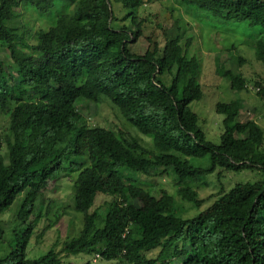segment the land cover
I'll use <instances>...</instances> for the list:
<instances>
[{
    "label": "trees",
    "instance_id": "16d2710c",
    "mask_svg": "<svg viewBox=\"0 0 264 264\" xmlns=\"http://www.w3.org/2000/svg\"><path fill=\"white\" fill-rule=\"evenodd\" d=\"M150 1L0 0V216L18 205V227L0 264H63L79 254L114 264H264V124L241 120L231 103L217 102L223 131L213 143L186 121L185 108L202 96L198 37L186 33L185 22L169 35L164 30L163 44L145 34L139 10ZM177 1L205 24L260 26L252 45L262 75H237L229 59L218 67L235 94L251 85L264 113V0ZM26 6L40 15L29 28L18 19ZM142 40L143 52L133 50ZM103 100L149 140L90 126L83 109ZM161 168L174 178L175 194L153 186L142 204L139 174ZM67 169L75 173L73 208L82 226L59 250L53 245L31 257L30 240L60 217H49L44 190ZM244 170L254 179L222 186L223 173ZM210 184L218 188L211 203L183 216V203L201 206L207 198L198 188ZM99 195L110 200L96 208ZM201 230L208 234L203 244ZM4 233L0 219V243Z\"/></svg>",
    "mask_w": 264,
    "mask_h": 264
},
{
    "label": "rangeland",
    "instance_id": "374dc122",
    "mask_svg": "<svg viewBox=\"0 0 264 264\" xmlns=\"http://www.w3.org/2000/svg\"><path fill=\"white\" fill-rule=\"evenodd\" d=\"M116 10L119 5L116 4ZM122 12H118L120 17ZM141 17L146 18L144 23V33L150 35L152 38L160 40L163 44V31L166 34H171L179 23H184L187 26L186 33H193L198 37L197 43L200 47L199 56L201 60L202 70L200 74V84L202 88V96L200 99L192 101L184 110V116L187 122H196L201 130L205 133L207 140L213 143L220 142V134L223 131L222 119L223 115L215 111V104L217 102L231 103L239 112L241 120L254 119L259 124H264V113L261 108V102L255 95L251 85L249 90H242L235 94L230 86L229 81L222 76L218 64L225 59H229L226 63L237 75H243L248 79H255L262 75V66L256 60L254 49L252 45V37L260 29L259 25H247L244 22L234 23L225 21H211L206 20L205 24L201 21L199 14L193 10L186 9L180 5L177 0H153L147 2L144 7L139 10ZM35 17H40L39 14L31 7L26 6L20 10L19 21L20 24H28L35 26ZM196 19V20H195ZM53 23L52 20L49 22ZM48 27L47 24L43 26L44 29ZM217 32L216 34H214ZM147 45L146 40L137 41L131 46L136 52H143ZM229 48V49H226ZM241 56L244 61L238 64L233 61L234 57ZM5 62L8 59L4 57ZM91 108V109H90ZM93 109V110H92ZM84 114L90 126H103L114 130H122L124 133L128 132L136 136H141L143 140L148 139L145 135L139 133L132 125L128 124L119 114V112L110 106L107 100L100 103L91 102L90 107L84 108ZM5 119L0 115V126ZM149 140V139H148ZM77 149L81 150L83 147L82 139L77 141ZM198 163L197 161H193ZM203 164L208 163V159L201 161ZM74 171L65 170L57 171L52 177L54 180L49 182V185L44 190L45 204H50L52 212L49 214L53 218L56 212H59V220L54 226L45 230L40 238L33 237L28 244V255L35 257L45 252L50 246L55 245V250L61 248L63 240L76 236L82 226V213L73 208L72 200V178ZM132 176L138 177V174L131 173ZM254 172L244 170L240 172H225L221 177L223 187H231L236 182H243L253 180ZM140 181L145 184L142 185L144 189L139 193V200L142 204H146L149 200L148 189L153 186H162L169 193L175 194L176 184L171 174L160 170L151 171L150 175L139 174ZM211 179H215L214 176ZM227 188V189H228ZM199 194L203 198H207L201 206H192L186 203L183 216H191L196 214L200 209L207 207L211 201L208 197L216 192L218 188L210 184L205 187H199ZM104 200H110V196L99 195L95 201L96 208L100 207ZM191 206V207H190ZM17 201L11 209L1 214L0 219L4 225L5 242L0 243V254L6 252L7 242L10 240L13 230L18 227L16 222L17 217ZM16 222V224H15ZM45 223V221H44ZM16 225V226H15ZM21 224H19L20 226ZM44 224L40 223V229ZM42 231V230H40ZM200 243H205L208 239V234L205 230H201L197 236ZM89 260L90 264H114L107 263L98 257L88 254H79L76 256H69L64 258L63 264H81ZM94 260V261H93Z\"/></svg>",
    "mask_w": 264,
    "mask_h": 264
}]
</instances>
